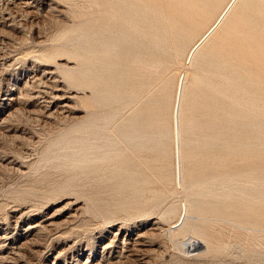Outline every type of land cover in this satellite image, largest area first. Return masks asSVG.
I'll return each instance as SVG.
<instances>
[{
  "label": "rangeland",
  "instance_id": "1",
  "mask_svg": "<svg viewBox=\"0 0 264 264\" xmlns=\"http://www.w3.org/2000/svg\"><path fill=\"white\" fill-rule=\"evenodd\" d=\"M101 1L0 0V257H16L14 247L24 255L16 264H109L121 253L117 264H264L262 141L253 142L256 128L234 124L229 97L196 78L199 63L184 115L186 187L198 194L174 178L181 48L207 28L186 34L167 68L154 66L145 31L116 44ZM147 3L152 14L176 6ZM236 15L223 47L250 44L263 1L244 0ZM108 44L117 47L111 56ZM186 198L188 223L172 227ZM37 223L45 228H28ZM139 232L146 251L129 256ZM193 234L203 247L185 246Z\"/></svg>",
  "mask_w": 264,
  "mask_h": 264
},
{
  "label": "bare ground",
  "instance_id": "2",
  "mask_svg": "<svg viewBox=\"0 0 264 264\" xmlns=\"http://www.w3.org/2000/svg\"><path fill=\"white\" fill-rule=\"evenodd\" d=\"M103 1H101L102 4L97 2V6H99V12H102L104 16V24L110 28L109 31L111 34L117 36L118 41L116 44L129 42L133 34H139L145 31V38L147 39L146 44L150 49L149 57L146 58V60L154 66H164V68H167L169 63L174 59L175 53L180 48L183 37H185L186 34H191L195 27H199L201 31L207 28L189 48L184 49V46L181 48L182 53L184 52L185 54L183 53L184 56L181 60V69L174 85V97L171 108L172 164L174 178L180 188L183 190L187 189L192 196L198 194L194 186L192 188L186 187V155L184 150V129L187 123L184 117L186 94L193 79L191 68L197 63H199V65L197 71H195L196 78L206 83L215 92L230 98L234 109L238 112L237 118L233 120L234 124L244 125V128L251 127L257 129L252 139L254 143L258 141V139L262 141V144L255 146L258 152L264 156V17L260 18V16H258L257 25L255 26L256 30H247L246 35L252 39L250 44L241 45L237 48H227V46L223 47L221 45L224 42V38L221 36L229 31L236 23L238 8L244 0H172L176 6L173 5L169 7V15L163 11H159L158 14H152L148 8V0ZM262 1L264 4V0ZM144 23H146V26L143 25ZM238 35L240 36L241 34ZM136 40L138 43L144 42L141 36ZM114 47L117 49L115 44L107 45L106 53L108 56H111L112 53H110V51H113V49L115 50ZM70 55H73V53H70ZM96 58H98V56H95V59ZM65 72L68 76H72L73 71L71 72L70 69ZM44 73L52 75L53 77L56 75L55 71L50 68L45 69ZM56 81L57 79L53 82ZM17 98L18 97H10L9 100H17ZM176 108H178L179 126L177 140L175 134ZM17 109L18 108L14 107L8 116L12 117ZM129 136L133 138L134 135L130 133ZM252 139L250 138V140ZM178 161L180 163L179 180ZM260 183H262V185L264 184V178ZM252 190L256 191L257 189ZM252 197L254 198L255 196L252 194ZM191 209L192 204L190 200L188 198L182 200L178 220L172 227H178L180 225L186 226ZM216 210H218V208H216ZM34 227L45 228L44 224L41 223H37L35 226L28 228ZM200 230L202 229L200 228ZM30 231L31 230H28V232ZM31 233L32 231L30 234ZM22 237H24V239L27 238L25 235ZM0 238L3 240L5 236ZM145 238L146 234L144 232H139L137 237L132 240L130 248L127 249L129 252L127 255H143L146 251L144 249V246H146ZM189 239V243L185 244L189 249L195 246L199 248L204 246L202 235L193 234ZM1 242L2 241H0V243ZM23 243L25 244V242H22V244ZM114 243V240H110L109 243L103 246L104 250L108 249L111 253ZM262 244L264 243L262 242ZM181 245L184 246L183 241ZM1 246L2 245H0V247ZM14 251L17 258L1 256L0 264H7L10 262L16 264V260H19L18 257L21 258L23 256L24 258L21 250H15L13 247V252ZM121 256L122 253L111 260L109 264H117Z\"/></svg>",
  "mask_w": 264,
  "mask_h": 264
},
{
  "label": "water",
  "instance_id": "3",
  "mask_svg": "<svg viewBox=\"0 0 264 264\" xmlns=\"http://www.w3.org/2000/svg\"><path fill=\"white\" fill-rule=\"evenodd\" d=\"M178 102H179V97H178ZM178 108H176V113H175V134H176V140L178 138ZM179 161H178V180H179Z\"/></svg>",
  "mask_w": 264,
  "mask_h": 264
}]
</instances>
